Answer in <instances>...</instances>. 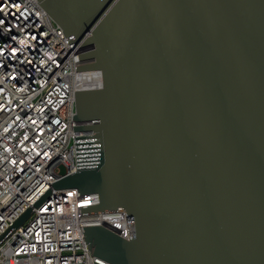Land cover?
Segmentation results:
<instances>
[{
  "label": "water",
  "instance_id": "obj_1",
  "mask_svg": "<svg viewBox=\"0 0 264 264\" xmlns=\"http://www.w3.org/2000/svg\"><path fill=\"white\" fill-rule=\"evenodd\" d=\"M81 51L76 172L50 194L94 193L128 240L83 228L106 264H264V0H37ZM95 264V263H93Z\"/></svg>",
  "mask_w": 264,
  "mask_h": 264
},
{
  "label": "built area",
  "instance_id": "obj_2",
  "mask_svg": "<svg viewBox=\"0 0 264 264\" xmlns=\"http://www.w3.org/2000/svg\"><path fill=\"white\" fill-rule=\"evenodd\" d=\"M0 235L57 179L75 173L76 90L101 86L98 69L75 71L81 51L37 0H0ZM62 168V172L59 168ZM96 194L51 190L0 243V264H106L90 256L83 228L128 240L123 212L80 215Z\"/></svg>",
  "mask_w": 264,
  "mask_h": 264
},
{
  "label": "rangeland",
  "instance_id": "obj_3",
  "mask_svg": "<svg viewBox=\"0 0 264 264\" xmlns=\"http://www.w3.org/2000/svg\"><path fill=\"white\" fill-rule=\"evenodd\" d=\"M59 170L62 172V168L60 167Z\"/></svg>",
  "mask_w": 264,
  "mask_h": 264
},
{
  "label": "snow or ice",
  "instance_id": "obj_4",
  "mask_svg": "<svg viewBox=\"0 0 264 264\" xmlns=\"http://www.w3.org/2000/svg\"><path fill=\"white\" fill-rule=\"evenodd\" d=\"M0 23H2V21H0Z\"/></svg>",
  "mask_w": 264,
  "mask_h": 264
}]
</instances>
